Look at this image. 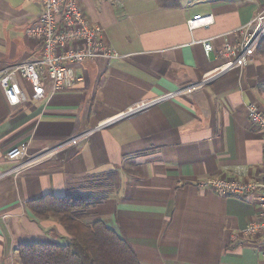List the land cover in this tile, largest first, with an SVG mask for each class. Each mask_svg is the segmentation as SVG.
Segmentation results:
<instances>
[{
	"label": "crops",
	"instance_id": "obj_1",
	"mask_svg": "<svg viewBox=\"0 0 264 264\" xmlns=\"http://www.w3.org/2000/svg\"><path fill=\"white\" fill-rule=\"evenodd\" d=\"M36 1L0 0V70L39 56L25 35L40 11ZM76 2L121 57L74 65L75 84L40 100L18 72L10 76L17 104L0 89V264H17L20 244L69 239L56 218L33 216L27 201L87 194L103 199L83 221L106 223L140 264H264L262 239L239 231L258 214L256 194L221 196L199 186L210 177L260 178L263 142L246 106L264 111V40L246 66L116 117L215 73L224 61L220 36L264 0ZM195 15L212 22L190 29ZM81 131L88 132L76 145L62 143Z\"/></svg>",
	"mask_w": 264,
	"mask_h": 264
},
{
	"label": "built area",
	"instance_id": "obj_2",
	"mask_svg": "<svg viewBox=\"0 0 264 264\" xmlns=\"http://www.w3.org/2000/svg\"><path fill=\"white\" fill-rule=\"evenodd\" d=\"M36 2L40 6V11L25 28V35L31 41L34 40L38 43L39 56L0 70V89L9 105L19 102L18 92L10 82L13 72H18L29 83L31 99L40 100L46 95L65 91L75 84L78 76L75 73L74 65L90 59L112 60L121 57L104 39L103 27L85 19L76 0H37ZM211 22L210 16L195 15L187 20V25L193 29ZM230 35L236 36V39L232 41ZM220 37L223 38L220 55L224 61L215 73L185 88L164 94L153 102L138 104L130 108L128 112L121 113L116 117L122 118L159 100L170 99L180 92L189 93L195 87L206 84L219 73L246 66L251 61L258 44L264 40V5L247 22ZM201 42L204 53L208 55L212 51L211 39ZM246 109L250 122L261 134L262 151L264 152V111L257 102L248 103ZM87 132L81 131L74 134L62 143L76 145L85 138ZM260 170L258 180L243 181L237 178L210 177L199 181V186L221 196L246 197L256 194L259 206L258 214L239 231L246 237H260L264 247V156Z\"/></svg>",
	"mask_w": 264,
	"mask_h": 264
},
{
	"label": "trees",
	"instance_id": "obj_3",
	"mask_svg": "<svg viewBox=\"0 0 264 264\" xmlns=\"http://www.w3.org/2000/svg\"><path fill=\"white\" fill-rule=\"evenodd\" d=\"M103 196L44 195L26 202L29 211L39 220L56 218L68 234L64 244L32 242L18 246L19 264H140L127 240L118 236L106 223L96 220L85 223L89 207Z\"/></svg>",
	"mask_w": 264,
	"mask_h": 264
},
{
	"label": "rangeland",
	"instance_id": "obj_4",
	"mask_svg": "<svg viewBox=\"0 0 264 264\" xmlns=\"http://www.w3.org/2000/svg\"><path fill=\"white\" fill-rule=\"evenodd\" d=\"M263 6V5H262ZM262 6L259 8V10L262 8ZM256 51V50H255ZM67 241V240H66ZM66 241L65 242H57V243H59V244H64V243H66ZM17 264H19V261H18V263Z\"/></svg>",
	"mask_w": 264,
	"mask_h": 264
}]
</instances>
